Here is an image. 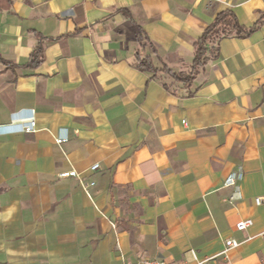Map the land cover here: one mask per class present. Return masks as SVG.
Returning a JSON list of instances; mask_svg holds the SVG:
<instances>
[{"label": "crops", "instance_id": "crops-1", "mask_svg": "<svg viewBox=\"0 0 264 264\" xmlns=\"http://www.w3.org/2000/svg\"><path fill=\"white\" fill-rule=\"evenodd\" d=\"M224 9L249 27L264 0H0V123L36 116L34 132L0 135V264H264V19L221 38L191 96L136 68L143 32L155 65L186 70ZM71 169L95 181L90 197L58 176Z\"/></svg>", "mask_w": 264, "mask_h": 264}, {"label": "trees", "instance_id": "trees-1", "mask_svg": "<svg viewBox=\"0 0 264 264\" xmlns=\"http://www.w3.org/2000/svg\"><path fill=\"white\" fill-rule=\"evenodd\" d=\"M264 19L263 15L249 27L239 23L235 13L231 9L219 11L212 21L203 29L201 35L194 42V55L192 63L186 70H173L159 57L160 66L154 64L149 54L143 53L149 41L148 37L141 32L144 42L140 41V50L136 52V68L141 71H149L152 77L156 78L159 72L168 75L172 78V82L168 83L162 80V85L165 89L179 93L176 87H172L173 82H180L181 87L185 88V96H191L194 90H191V83L195 77L204 69L205 64L219 55V41L221 38L234 35L236 37H247L255 29H257ZM155 51V49H154ZM42 60L41 47H37L30 56L29 64H38ZM1 191V188H0Z\"/></svg>", "mask_w": 264, "mask_h": 264}, {"label": "built area", "instance_id": "built-area-1", "mask_svg": "<svg viewBox=\"0 0 264 264\" xmlns=\"http://www.w3.org/2000/svg\"><path fill=\"white\" fill-rule=\"evenodd\" d=\"M264 121V114L261 116ZM36 130V116L32 108H19L14 110L9 115V121L6 123H0V135L5 133H31ZM53 140L57 145H61L68 140V133L66 128L60 127L57 133L53 136ZM99 167L98 163H94L90 166V170L94 171ZM59 177L73 176L77 179L82 190L90 197V187L95 185V181L84 180L79 173L75 170L62 171L58 174ZM243 178V171L238 168L230 171L223 182V187L230 188V193L225 197V201L231 205H234L242 197L240 181ZM264 197L257 196L254 198V203L259 205L263 202ZM252 223L251 219H241L235 223L237 230H244ZM114 227V224L111 222ZM239 245V242L234 239L225 240V249L234 248ZM121 264H167V262L161 258H142L136 261H127L124 258L121 260ZM197 264H202L198 261Z\"/></svg>", "mask_w": 264, "mask_h": 264}]
</instances>
